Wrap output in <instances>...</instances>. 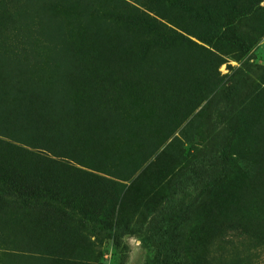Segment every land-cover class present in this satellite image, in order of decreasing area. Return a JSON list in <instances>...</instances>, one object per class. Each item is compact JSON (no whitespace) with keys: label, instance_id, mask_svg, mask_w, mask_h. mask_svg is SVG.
Segmentation results:
<instances>
[{"label":"rangeland","instance_id":"rangeland-1","mask_svg":"<svg viewBox=\"0 0 264 264\" xmlns=\"http://www.w3.org/2000/svg\"><path fill=\"white\" fill-rule=\"evenodd\" d=\"M221 148L168 264H264L262 0H0V170L66 212L0 178V264H118L116 216L152 264L174 176Z\"/></svg>","mask_w":264,"mask_h":264},{"label":"trees","instance_id":"trees-1","mask_svg":"<svg viewBox=\"0 0 264 264\" xmlns=\"http://www.w3.org/2000/svg\"><path fill=\"white\" fill-rule=\"evenodd\" d=\"M80 122L83 124L85 121L82 119ZM106 124L107 123L100 118L91 129L92 131H96L102 129V126ZM219 152L218 160L214 164L207 162L201 157L192 166L181 170L174 176V195L161 204L156 210V213L152 216L153 221H150V226H148L150 235L154 240V245L157 247V252L152 258V264H168L165 254V243L177 235L180 230L189 223L193 216V204L179 197V193L186 192L192 186L198 184L207 186L213 182H220L223 180L226 174V154L222 148ZM0 178L4 181L3 184L5 186L11 188L16 193L18 198L38 205H50L55 210L59 209V211H57L58 214L62 212H64V214L66 213L65 210H62L63 201L53 192L44 190L40 193V191L33 188L34 186L28 185L27 183L22 184L19 180L11 175H7L5 171L1 170ZM64 202L65 204H70L69 201ZM82 214L85 217H92L85 211H82ZM136 224L137 225L132 229H127V226L124 225V220H119L117 216L114 218L113 228H110L108 238L112 239L113 244L119 250L120 255L118 264H125L128 257L129 246L116 232L121 230L123 233H127L130 230V233H135L143 226L142 223Z\"/></svg>","mask_w":264,"mask_h":264},{"label":"snow or ice","instance_id":"snow-or-ice-1","mask_svg":"<svg viewBox=\"0 0 264 264\" xmlns=\"http://www.w3.org/2000/svg\"><path fill=\"white\" fill-rule=\"evenodd\" d=\"M262 2H264V0H262Z\"/></svg>","mask_w":264,"mask_h":264}]
</instances>
